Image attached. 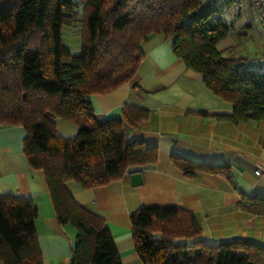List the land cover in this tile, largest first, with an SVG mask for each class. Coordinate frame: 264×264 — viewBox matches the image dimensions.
<instances>
[{
	"label": "trees",
	"instance_id": "1",
	"mask_svg": "<svg viewBox=\"0 0 264 264\" xmlns=\"http://www.w3.org/2000/svg\"><path fill=\"white\" fill-rule=\"evenodd\" d=\"M238 0H0V124L22 125L23 152L44 172L57 220L75 230L70 264H121L104 218L78 204L65 184L84 188L122 177L129 167L154 163L155 146L126 142L124 122L138 127L148 110L125 104L122 116L93 119L87 95L106 94L135 74L140 45L151 34L171 39L173 53L199 72L205 85L232 103L233 123L264 119V71L258 59L224 54L217 44L233 29L225 17ZM79 28L80 51L62 43L63 27ZM205 114V112H199ZM79 125L75 137L60 135L54 118ZM81 117L89 125L79 123ZM172 162L187 177L224 173L179 155ZM254 213L264 196L254 195ZM37 207L26 198L0 195V264H43L37 242ZM135 251L142 264H264V245L246 239L217 244L196 237L195 215L179 207L141 206L130 214ZM158 232L160 239L151 233ZM176 238L190 239L174 244Z\"/></svg>",
	"mask_w": 264,
	"mask_h": 264
},
{
	"label": "crops",
	"instance_id": "2",
	"mask_svg": "<svg viewBox=\"0 0 264 264\" xmlns=\"http://www.w3.org/2000/svg\"><path fill=\"white\" fill-rule=\"evenodd\" d=\"M227 37L218 42V49ZM140 48L143 56L129 81L86 99L96 122L121 117L125 104L147 109L148 117L138 127L124 122L122 129L126 142L155 146L157 160L131 166L122 177L100 186L84 188L69 180L67 190L78 204L104 218L121 264H142L130 223V214L141 206L192 212L201 228L196 238L206 243L239 238L264 245V213L242 206L250 205L256 194L264 196V174L254 173L258 165L264 171V119L233 123L215 116L230 115L232 103L216 95L199 72L173 53L165 35H149ZM257 69L264 71V59L258 60ZM53 121L60 135H77L79 125L73 121ZM79 123L88 126L89 120L81 117ZM25 135L22 125L0 124V195L23 197L37 207L35 229L43 264H70L75 230L57 220L44 172L33 169L23 152ZM173 155L226 165L232 178L222 172L187 177L172 162ZM135 171L142 176L136 185L130 178ZM151 237L160 239V234L153 232ZM189 240L176 238L174 244Z\"/></svg>",
	"mask_w": 264,
	"mask_h": 264
},
{
	"label": "rangeland",
	"instance_id": "3",
	"mask_svg": "<svg viewBox=\"0 0 264 264\" xmlns=\"http://www.w3.org/2000/svg\"><path fill=\"white\" fill-rule=\"evenodd\" d=\"M79 1L76 0L77 3ZM239 2L243 4L242 10ZM225 17L228 21H233V29L220 44L224 54L264 59V28L252 9L250 0H238L227 10ZM62 43L72 54L79 53L81 38L77 25L73 28L63 27Z\"/></svg>",
	"mask_w": 264,
	"mask_h": 264
},
{
	"label": "built area",
	"instance_id": "4",
	"mask_svg": "<svg viewBox=\"0 0 264 264\" xmlns=\"http://www.w3.org/2000/svg\"><path fill=\"white\" fill-rule=\"evenodd\" d=\"M240 10L243 8L242 2H239ZM250 4L252 9L254 10L262 28H264V0H250ZM255 174L260 175L264 174V171L261 170V167L258 165L257 169H255Z\"/></svg>",
	"mask_w": 264,
	"mask_h": 264
},
{
	"label": "water",
	"instance_id": "5",
	"mask_svg": "<svg viewBox=\"0 0 264 264\" xmlns=\"http://www.w3.org/2000/svg\"><path fill=\"white\" fill-rule=\"evenodd\" d=\"M130 178H131V183L134 185L140 184L142 182V176L139 171L130 173Z\"/></svg>",
	"mask_w": 264,
	"mask_h": 264
}]
</instances>
